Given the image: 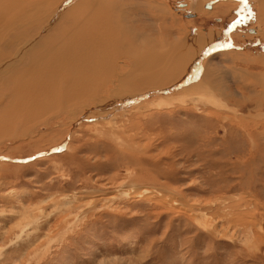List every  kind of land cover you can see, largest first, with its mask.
Wrapping results in <instances>:
<instances>
[{
    "label": "rangeland",
    "instance_id": "obj_1",
    "mask_svg": "<svg viewBox=\"0 0 264 264\" xmlns=\"http://www.w3.org/2000/svg\"><path fill=\"white\" fill-rule=\"evenodd\" d=\"M214 1L208 14L193 0L130 8L150 37L218 35L177 82L114 98L105 115L89 103L74 108V123L64 113L0 137V264H264V103L253 101L264 39L250 33L259 1ZM223 2L237 5L221 14ZM228 50L245 52L218 55ZM205 62L218 68L221 90L183 97ZM41 201L47 223L21 238V204Z\"/></svg>",
    "mask_w": 264,
    "mask_h": 264
},
{
    "label": "bare ground",
    "instance_id": "obj_2",
    "mask_svg": "<svg viewBox=\"0 0 264 264\" xmlns=\"http://www.w3.org/2000/svg\"><path fill=\"white\" fill-rule=\"evenodd\" d=\"M1 1L0 137L12 131L18 132L20 125H46L64 113L74 117V123L78 119L74 108L80 109L89 103L98 104L105 115L110 112L109 102L114 98L120 99V103L130 99V93L140 96L150 89L170 86L191 72L193 62L201 58V51L218 38L212 32L198 30L196 35H191L186 28L177 27L173 40L169 41L158 36L150 37L133 26L130 17L135 11L130 8L155 6L161 12L166 10H163L164 6L169 9L163 0H153L155 4L150 0ZM258 1L260 23L257 21L250 33L264 39V0ZM203 2L205 0H193L189 5L201 14L212 13L214 9L207 12L206 7L211 9L215 1L205 9ZM236 5L223 2L214 8L223 14L224 10L227 13ZM247 37L250 38L249 35ZM244 52L229 51L218 55L229 57ZM202 64L205 68L201 79L186 85L183 97L186 92L201 93L202 97L215 96V91L221 90L215 70L218 68L209 62ZM254 78L263 89L257 90L253 101L261 105L264 103V73ZM251 90L256 92L254 88ZM256 133L258 136L261 132L258 130ZM127 192L134 196L143 194V191L137 192L133 188ZM44 203L21 204L24 212L23 221L18 225L21 238L27 235L25 233L30 237L37 236L36 231L47 223L50 213H47ZM15 243L12 240L9 245ZM38 249L36 247L28 258L39 255Z\"/></svg>",
    "mask_w": 264,
    "mask_h": 264
},
{
    "label": "water",
    "instance_id": "obj_3",
    "mask_svg": "<svg viewBox=\"0 0 264 264\" xmlns=\"http://www.w3.org/2000/svg\"><path fill=\"white\" fill-rule=\"evenodd\" d=\"M55 151H58V150H50V151H48L46 154H49V153H53V152H55Z\"/></svg>",
    "mask_w": 264,
    "mask_h": 264
},
{
    "label": "snow or ice",
    "instance_id": "obj_4",
    "mask_svg": "<svg viewBox=\"0 0 264 264\" xmlns=\"http://www.w3.org/2000/svg\"><path fill=\"white\" fill-rule=\"evenodd\" d=\"M250 15H252V14H250ZM237 23L239 22V21H236Z\"/></svg>",
    "mask_w": 264,
    "mask_h": 264
}]
</instances>
